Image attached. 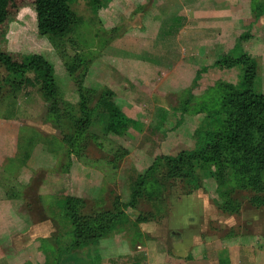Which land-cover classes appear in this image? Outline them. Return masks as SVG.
Masks as SVG:
<instances>
[{"label": "rangeland", "instance_id": "rangeland-1", "mask_svg": "<svg viewBox=\"0 0 264 264\" xmlns=\"http://www.w3.org/2000/svg\"><path fill=\"white\" fill-rule=\"evenodd\" d=\"M263 8L264 0L231 6L229 26L213 31L211 53L199 44L147 46L137 16H120L115 0L97 11L72 3L73 24L63 37L39 34L33 7L19 8L3 48L53 66L59 114L48 112L37 82L11 90L0 81V206L11 208L25 231L13 233L7 251L30 244L39 264H264V204L253 200L254 188L237 186L231 168H260L264 132L241 152L226 145L222 128V105L244 89L243 55L257 63L252 90L264 93ZM151 48L163 55L147 53ZM79 84L112 92L133 125L109 133L98 107L88 128L67 141ZM208 130L220 133L221 143L213 138L200 150ZM193 152L215 161L193 167Z\"/></svg>", "mask_w": 264, "mask_h": 264}, {"label": "trees", "instance_id": "trees-1", "mask_svg": "<svg viewBox=\"0 0 264 264\" xmlns=\"http://www.w3.org/2000/svg\"><path fill=\"white\" fill-rule=\"evenodd\" d=\"M75 1H84L96 11L100 10L103 0H0V68L4 69L5 75L0 78L1 83H6L14 90H22L23 85L38 83V88L43 99L48 103V112L54 116L59 114V98L53 66L40 55L24 56L16 51L4 49L6 31L9 23L19 8L31 5L35 12L37 31L41 35L63 37L66 35L72 24L74 12L71 4ZM264 10V8H263ZM243 68L242 87L244 89L233 90L225 101L222 108L225 119L222 121V128L226 130L227 143L229 147H236L241 152H249V148L259 142V132H264V93H255L252 84L256 77L257 63L243 55L238 61ZM33 74V80L28 76ZM9 89V90H10ZM11 89V90H12ZM79 114L74 119V134H66L67 141L78 137L91 123L92 116L98 107H101L107 115L106 129L114 135H122L127 131L129 125H133L118 103L114 94L110 91L102 95L95 90L86 89L82 84L78 86ZM254 131V134L252 133ZM221 143V134L208 130L199 137V149H208L212 140ZM215 144V142H214ZM225 146V145H224ZM224 148V147H223ZM197 152L190 153V156L197 160L193 167L204 166V163L215 161L214 155L197 156ZM249 155V154H248ZM251 158L253 156L250 155ZM260 168L253 173L249 168H238L233 166V174L238 178V187L251 186L255 194L253 200L258 205L264 204V157L258 155ZM230 160V157H227ZM224 160V157L221 161ZM220 161V162H221ZM226 163V162H225ZM224 166V165H223ZM236 182V181H234Z\"/></svg>", "mask_w": 264, "mask_h": 264}, {"label": "crops", "instance_id": "crops-1", "mask_svg": "<svg viewBox=\"0 0 264 264\" xmlns=\"http://www.w3.org/2000/svg\"><path fill=\"white\" fill-rule=\"evenodd\" d=\"M238 0H115L119 10L116 11L120 16L126 10H129L126 16L129 19L137 16L135 21H140L141 27L145 31V43L147 46H156L161 48L165 44L179 46H200L207 47L206 51L211 53L212 47L218 45L217 36L213 31L221 28L225 30L230 24L227 22V11L236 4ZM148 4L147 7H145ZM144 6V9L136 10V7ZM134 6V7H133ZM136 6V7H135ZM129 13V15H128ZM139 13V14H138ZM224 24V27L221 26ZM199 31V32H198ZM209 31L208 35L200 41L203 33ZM218 32V31H217ZM143 38V37H142ZM144 39V38H143ZM204 40V41H203ZM203 41V42H202ZM125 47L124 43H122ZM120 45V48H124ZM158 48V49H159ZM152 49V48H151ZM181 49V47H180ZM128 46L123 49L129 52ZM196 50V49H194ZM163 55V50L158 51ZM167 54H169L167 52ZM196 54L194 53V56ZM150 56V55H149ZM165 56V55H164ZM184 56L172 58V62L183 61ZM187 59L193 60L195 57L188 56ZM151 63V62H149ZM150 68V67H149ZM4 141V140H2ZM1 207V206H0ZM4 212H0V264H39L38 252L33 250L32 245H24L17 247L13 252L7 251L5 244L13 245V233L24 231L21 219L15 218L8 206L4 204V208H0ZM12 222L15 224L12 225ZM5 248V249H4ZM100 250L104 247L100 246Z\"/></svg>", "mask_w": 264, "mask_h": 264}]
</instances>
